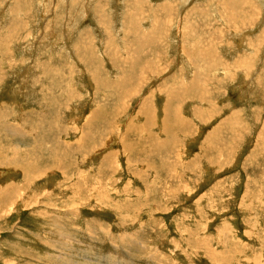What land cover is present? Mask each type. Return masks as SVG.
<instances>
[{
  "label": "rangeland",
  "instance_id": "obj_1",
  "mask_svg": "<svg viewBox=\"0 0 264 264\" xmlns=\"http://www.w3.org/2000/svg\"><path fill=\"white\" fill-rule=\"evenodd\" d=\"M0 118V264H264V0H0Z\"/></svg>",
  "mask_w": 264,
  "mask_h": 264
},
{
  "label": "bare ground",
  "instance_id": "obj_2",
  "mask_svg": "<svg viewBox=\"0 0 264 264\" xmlns=\"http://www.w3.org/2000/svg\"><path fill=\"white\" fill-rule=\"evenodd\" d=\"M1 119V118H0ZM2 161V160H1ZM1 163V162H0ZM60 169H62V167L60 168ZM42 174H43V172H40L39 170H37V172H34V175L36 176V177H42ZM31 178V177H30ZM11 187H13V186H11ZM7 188V187H6ZM10 188V187H9ZM2 191H11V189H3ZM29 196V195H28ZM21 197H24V194L21 192V193H18V195H12V197H10L8 200H9V202H7V203H5L4 205H6V206H8V207H5V208H3L2 210H3V212L5 213V215L6 214H12L13 212H14V208H16V207H14L15 205H14V200L16 199V200H18V199H20ZM30 197V196H29ZM30 198H32L33 199V197H30ZM29 199H27V201H28ZM30 202H31V200H30ZM31 206V205H30ZM7 262V261H6ZM7 264V263H6Z\"/></svg>",
  "mask_w": 264,
  "mask_h": 264
}]
</instances>
